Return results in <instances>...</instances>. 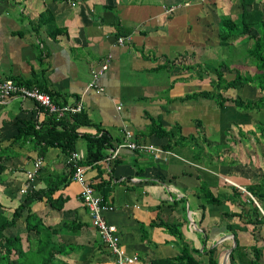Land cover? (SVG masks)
<instances>
[{
  "label": "crops",
  "instance_id": "1",
  "mask_svg": "<svg viewBox=\"0 0 264 264\" xmlns=\"http://www.w3.org/2000/svg\"><path fill=\"white\" fill-rule=\"evenodd\" d=\"M253 1L252 7L264 15V0ZM170 6L175 9L166 13L165 7ZM241 11L240 0H0V76L45 91L57 104L82 102L79 112L63 116L84 113L89 120L76 127L78 137L71 151L78 152L80 160L89 153L86 137L106 135L108 144L99 147L102 158L85 165V174L94 184L108 182L110 190L104 202L113 208L105 209L104 217L116 227L126 255L138 257V261L124 264H152L155 259L176 256L183 241L201 264L208 262L211 249L219 264H229L236 244L240 251L234 264H264V199L259 203L246 189L264 181V140L258 135L264 127L260 130L252 125L257 111H242L239 119L230 100L217 111L211 110L210 99H184L212 89L214 74L207 68L199 73L192 66L198 68L200 60L221 46L214 25L220 15L235 18ZM119 36L126 38L123 45L117 43ZM237 42L243 41L235 39L233 44ZM245 44L250 47L252 39ZM104 62L107 69L91 85V71ZM216 63L226 65L224 60ZM239 63L234 60L228 67ZM251 69L253 74L258 71L254 62ZM244 86H248L241 94L244 98L260 96L257 87ZM260 113L263 115L264 109ZM47 115L31 99L0 101V136L11 138L25 121L39 123ZM155 120L163 129L175 132L174 140L186 139L164 148L170 139L153 132ZM124 129L136 141L177 156L155 160L152 153L124 148L115 158L107 159L109 150L123 141ZM214 133L221 134V143L230 148L211 152ZM2 142V147L8 144V140ZM13 148L19 155L6 161L0 203L9 209L18 204L26 171L41 158L42 166L31 186L43 188L56 177H68L54 194H61L65 202L56 209L37 201L32 209L45 224L58 228V242L92 247L100 237L80 201V185L69 174L71 151L49 147L39 155L26 146ZM184 163L187 168L177 169L186 166ZM201 183L223 203L206 204ZM95 193L102 197L97 190ZM244 194L256 201L261 212L255 215L250 211L249 217L244 214L250 223L238 216ZM158 214L178 221L183 241L164 227L150 224ZM65 219H77L88 226L70 232L61 227ZM101 247L91 249L90 264H116L109 248L103 243ZM78 254L59 258L70 264H87Z\"/></svg>",
  "mask_w": 264,
  "mask_h": 264
},
{
  "label": "trees",
  "instance_id": "2",
  "mask_svg": "<svg viewBox=\"0 0 264 264\" xmlns=\"http://www.w3.org/2000/svg\"><path fill=\"white\" fill-rule=\"evenodd\" d=\"M253 3V0H240L242 9L240 15H237L235 19L227 15H220L218 24H214V21L212 23L217 26L215 34L221 46H226L232 40L234 41L239 37L243 38L246 36V41L252 39V44L247 48V52L258 71L250 75L241 73L239 69H234V77L226 80L223 77L224 70L214 68V72L212 70L208 71L210 74H214L210 83L212 89L210 91L194 92L186 95L184 99L200 97L210 99L219 108L226 107V102L230 100L233 102V105L245 111H260L264 109V15L262 10L252 7ZM246 84L257 87L261 92L256 100L244 98L240 95L230 99L224 95V92L228 89L232 88L236 90ZM47 116L46 120L39 123L37 121H30V119L25 121L17 127V132L11 138H7L3 134L0 136V184L5 183L6 180V177H2L4 171L8 168L6 161L19 155V151L13 147L26 146L28 149L36 150L39 155H42L49 147H60L63 151L69 152L74 149V144L78 137L76 127L82 123H89L84 113L75 114L71 118L63 117L60 120H56L53 115L48 114ZM260 124L262 125V123ZM153 132L159 137H169L168 143L162 145L164 148L175 146V144H178L177 142L186 139L180 137L174 140L175 132L163 129L158 121H153ZM86 138L90 141L88 146L89 153L84 159L78 161L79 165L84 166L101 159L99 147H104L108 144L104 133L98 137ZM4 140H8V144L2 147L1 144ZM69 167V174H72L74 167L72 164ZM67 178L56 177L52 182H46L43 188L32 186L26 193H21L20 200L14 208L9 209L0 203V264H70L59 258V256H71L74 253H79L84 258V261L90 264L91 261L88 258L90 257L91 249H94V246L102 248L103 242L101 238H97L92 247L72 242H58L56 239L58 228L45 224L39 214L32 209V204L37 201H44L53 208L61 209L65 198L61 194L54 197V194ZM25 182H27V177H25ZM90 183L93 189L101 194V198L104 201L106 194L110 190L108 182L101 180L95 184ZM246 189L259 203L264 199V181L248 185ZM201 191L206 204L218 205L223 203L222 198L214 194L206 183H201ZM238 195L240 197L242 193H238ZM241 202L242 210L238 216L243 218L244 222H252L250 218H244V214L249 217L250 211L255 215H261L259 208L248 194H244ZM19 222L24 223V225H19L18 227ZM150 224L164 227L169 234L183 241L177 220L175 221L174 219L163 217L162 214H158ZM87 226L86 222L77 219H65L61 224V227H66L67 231L70 232H77ZM23 233L26 234L25 237ZM252 250L256 251L257 248L252 247ZM238 251H240V247L236 244L229 254V264H234L235 254ZM209 253L210 256L206 264H219L214 257V249H211ZM152 264H201V262L191 254L190 247L183 241L178 255L155 259L152 261ZM253 264L256 263L253 262Z\"/></svg>",
  "mask_w": 264,
  "mask_h": 264
},
{
  "label": "built area",
  "instance_id": "3",
  "mask_svg": "<svg viewBox=\"0 0 264 264\" xmlns=\"http://www.w3.org/2000/svg\"><path fill=\"white\" fill-rule=\"evenodd\" d=\"M175 9V6L165 7V12L169 13ZM126 38L123 36L117 37V43L123 45ZM110 56H108L109 58ZM108 63L101 64L98 70H92V82L95 83L99 73L107 69ZM12 97H20L23 99L34 100L45 112L55 116L56 119L63 117L66 113L74 114L82 109V102L78 101L74 104H57L52 96L36 87H28L17 83L11 78H4L0 76V101H5ZM120 108V106H118ZM128 148L133 151L152 153L156 158L166 157L167 155H175V153L159 148L150 143L136 141L132 133L124 129V139L115 147L109 150L107 159L115 158L120 153L121 149ZM80 154L76 151H71L68 156V164L73 165L74 171L72 179L80 185L79 198L82 204L87 209L88 215L97 229L102 242L109 248L111 253L115 256L116 264H124L125 262L133 263L138 261L137 255L127 256L119 244V235L114 225L109 224L104 217L105 209H112L113 206L105 203L102 198L97 195L89 181L86 178V166L79 165ZM42 166V159L37 158L33 161L32 168L26 171L27 182L24 183L20 189V193H26L31 188V183L37 171ZM253 198V196L251 195ZM254 199V198H253ZM255 200V199H254ZM256 202V201H255ZM262 211V210H261Z\"/></svg>",
  "mask_w": 264,
  "mask_h": 264
},
{
  "label": "rangeland",
  "instance_id": "4",
  "mask_svg": "<svg viewBox=\"0 0 264 264\" xmlns=\"http://www.w3.org/2000/svg\"><path fill=\"white\" fill-rule=\"evenodd\" d=\"M208 8H210V7H208ZM218 15H220V14H218ZM236 17H237V15L235 16V18ZM235 18H233V19H235ZM215 19L218 20V17H215ZM245 37L246 36H244L243 38H241V37L237 38V40L239 42L241 40L243 41L240 44H238V42L236 44H233V40H232L231 43L227 44L226 46H217V48L212 49V51L214 52L215 55L212 53L211 55H209V57L207 56V57L203 58L202 60H200V65H199L200 67L198 66V68L195 69V65H194V66H192V69L195 71L198 70L199 73H202L203 71H205L206 68L209 71L212 70L213 72H214V68L220 69V70L225 69L224 71L223 70L222 71L224 73V78L226 80H230L234 77V75H235L234 69H239L240 72L243 74L253 75V73L250 72L252 70L251 69V62H253V60H251V56L248 55V52H247L248 46L245 44V43H247ZM221 60H224V62H226V65H225L226 68L224 65L220 66V64L216 63V62L221 61ZM234 60L240 61L241 63H239V65H237L235 67H232V66L228 67L230 65V63L233 62ZM249 60H251V61L249 62ZM201 63H205L206 65L203 66V64H201ZM231 76H233V77H231ZM211 77H212V75H211ZM247 87L248 86H243L239 89L233 90V92H232V89L227 90L226 92H224V95L228 96L230 99L234 98L235 96H239V95L242 96L241 94L243 93V91H245L247 89ZM195 90H198V89H195ZM260 94H261V92H260ZM227 103H230V102H227ZM233 106H235V105H233ZM211 107H214V108H211V110H213V109H215L217 111L219 110L218 106L216 105V103L214 101L211 104ZM235 109L239 113L242 111H245L242 108H239L237 106H235ZM217 111H215V112H217ZM260 111H262V110H260ZM260 111H257V113L253 114V121H252L253 124L252 125H254V126L257 125L258 128L261 130V126L263 125V127H264V113L262 115L261 114L262 112L260 113ZM195 113H196V111H195ZM239 113H238V115H240L239 119H241V113L240 114ZM246 118H249V116L246 115ZM216 119H217V117H216ZM256 121H257V123H255ZM155 122H157V120H155ZM260 123H262V125ZM263 130H264V128H263ZM263 130H261L262 131L261 134L258 133V135L261 136V141L264 140V131ZM241 133L243 134L244 132H241ZM220 136H221V134L214 133L210 137V141L212 142L211 143V152H213V153H217L218 151H221L220 149H222V148L223 149L230 148L228 145H227L228 147H226L225 144L221 143V137ZM237 137H239V135ZM151 156L153 159H155L153 154H151ZM175 156H177V154H175ZM184 164H182V165H184ZM185 165L186 166L177 167V169L187 168L188 165L187 164H185ZM214 168H218V167L214 166ZM199 171L201 172L200 169H199ZM210 175H211V177H213L212 174H210ZM19 225L22 226V225H24V223L19 222L18 227H19ZM13 230H15V229H13ZM25 235L26 234L23 233L24 237H25Z\"/></svg>",
  "mask_w": 264,
  "mask_h": 264
},
{
  "label": "water",
  "instance_id": "5",
  "mask_svg": "<svg viewBox=\"0 0 264 264\" xmlns=\"http://www.w3.org/2000/svg\"><path fill=\"white\" fill-rule=\"evenodd\" d=\"M229 253V252H228Z\"/></svg>",
  "mask_w": 264,
  "mask_h": 264
}]
</instances>
